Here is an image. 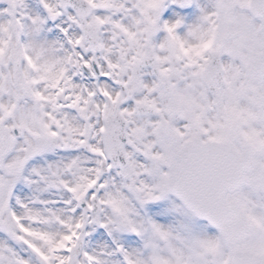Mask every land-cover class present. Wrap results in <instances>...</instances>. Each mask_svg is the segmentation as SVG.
Wrapping results in <instances>:
<instances>
[{
  "label": "snow or ice",
  "instance_id": "1",
  "mask_svg": "<svg viewBox=\"0 0 264 264\" xmlns=\"http://www.w3.org/2000/svg\"><path fill=\"white\" fill-rule=\"evenodd\" d=\"M0 264H264V0H0Z\"/></svg>",
  "mask_w": 264,
  "mask_h": 264
}]
</instances>
